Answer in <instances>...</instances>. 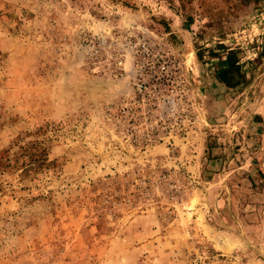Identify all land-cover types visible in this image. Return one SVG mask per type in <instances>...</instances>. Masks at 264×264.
<instances>
[{"label": "rangeland", "instance_id": "rangeland-1", "mask_svg": "<svg viewBox=\"0 0 264 264\" xmlns=\"http://www.w3.org/2000/svg\"><path fill=\"white\" fill-rule=\"evenodd\" d=\"M136 18L195 66L179 120L103 115ZM0 264H264V0H0Z\"/></svg>", "mask_w": 264, "mask_h": 264}, {"label": "built area", "instance_id": "built-area-1", "mask_svg": "<svg viewBox=\"0 0 264 264\" xmlns=\"http://www.w3.org/2000/svg\"><path fill=\"white\" fill-rule=\"evenodd\" d=\"M169 29L144 19L108 25L94 37L99 72L122 81L123 92L103 106L107 119L175 121L198 88L195 66L187 65Z\"/></svg>", "mask_w": 264, "mask_h": 264}, {"label": "trees", "instance_id": "trees-1", "mask_svg": "<svg viewBox=\"0 0 264 264\" xmlns=\"http://www.w3.org/2000/svg\"><path fill=\"white\" fill-rule=\"evenodd\" d=\"M235 54L232 51L227 52L225 58H220L214 67V71L218 79L225 84L227 88L235 84L230 82V75L238 70L239 65H236V60L231 62Z\"/></svg>", "mask_w": 264, "mask_h": 264}, {"label": "crops", "instance_id": "crops-1", "mask_svg": "<svg viewBox=\"0 0 264 264\" xmlns=\"http://www.w3.org/2000/svg\"><path fill=\"white\" fill-rule=\"evenodd\" d=\"M227 51H228V49H226V51H224L223 53H224V58L226 57V54H227ZM223 58V57H222ZM243 59V58H242ZM219 59H215V60H213L212 62H215V61H218ZM244 60V59H243ZM243 60H241V59H238V61H236V65H239V67H240V64L243 62ZM210 63L211 62H206L205 64H206V66H209L210 65ZM210 72V71H209ZM215 78V77H214ZM220 81V80H219ZM219 83H221L222 85H225L224 83H222L221 81L219 82Z\"/></svg>", "mask_w": 264, "mask_h": 264}]
</instances>
